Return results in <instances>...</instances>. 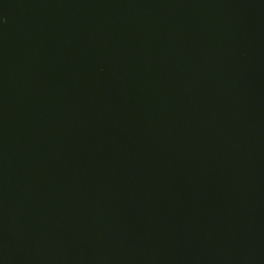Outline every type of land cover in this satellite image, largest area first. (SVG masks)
<instances>
[{
  "label": "water",
  "instance_id": "obj_1",
  "mask_svg": "<svg viewBox=\"0 0 264 264\" xmlns=\"http://www.w3.org/2000/svg\"><path fill=\"white\" fill-rule=\"evenodd\" d=\"M0 264H264V0H0Z\"/></svg>",
  "mask_w": 264,
  "mask_h": 264
}]
</instances>
